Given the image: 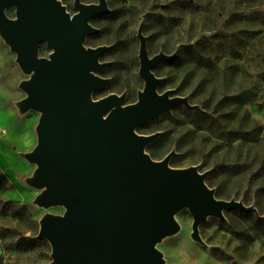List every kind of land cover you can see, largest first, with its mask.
I'll use <instances>...</instances> for the list:
<instances>
[{
	"label": "rangeland",
	"instance_id": "374dc122",
	"mask_svg": "<svg viewBox=\"0 0 264 264\" xmlns=\"http://www.w3.org/2000/svg\"><path fill=\"white\" fill-rule=\"evenodd\" d=\"M72 15L75 0H60ZM96 3L98 0H81ZM109 10L89 22L86 47L108 46L99 73L109 84L93 92L99 99L125 93L124 104L137 101L144 87L139 74V27L149 56L175 54L152 69L162 78L159 92L187 97L194 109L178 103L169 112L136 127L141 135L159 133L146 147L153 160L169 152L174 168L196 166L218 199H235L255 211L225 209L223 218L208 215L192 236L193 216L187 207L175 214L178 230L161 238L156 248L166 264H264V0H106ZM5 13L15 18V7ZM7 61L1 75L0 145L16 165L0 181V264H49L51 244L38 237L46 214L63 215L62 205L35 202L41 189L28 183L37 168L25 153L37 145L41 113L22 111L27 94L20 82L30 78L0 33ZM52 49L42 42L39 57ZM1 118V117H0ZM2 119V118H1ZM0 119V120H1Z\"/></svg>",
	"mask_w": 264,
	"mask_h": 264
},
{
	"label": "water",
	"instance_id": "95a60500",
	"mask_svg": "<svg viewBox=\"0 0 264 264\" xmlns=\"http://www.w3.org/2000/svg\"><path fill=\"white\" fill-rule=\"evenodd\" d=\"M15 7V18L6 15ZM70 14L60 0H0V33L21 69L30 78L20 82L27 96L19 109L41 113L37 145L25 157L37 165L28 183L42 191L35 202L62 205L63 215L46 214L38 237L51 244L49 264H166L156 244L178 230L175 214L187 207L193 216L192 236L208 215L223 218L225 209L250 212L255 207L218 199L196 166L169 165L174 152L153 160L145 147L159 133L141 135L136 127L188 98L159 92L163 79L152 69L173 54L149 56L141 27L139 74L144 87L138 99L124 104L125 93L94 99L109 78L99 75L108 46L86 47L97 28L90 18L109 10L106 0H75ZM51 49L39 57L40 43Z\"/></svg>",
	"mask_w": 264,
	"mask_h": 264
},
{
	"label": "bare ground",
	"instance_id": "6f19581e",
	"mask_svg": "<svg viewBox=\"0 0 264 264\" xmlns=\"http://www.w3.org/2000/svg\"><path fill=\"white\" fill-rule=\"evenodd\" d=\"M0 165L9 173L13 174L15 165H16V159L14 155L6 151L3 147L0 145Z\"/></svg>",
	"mask_w": 264,
	"mask_h": 264
},
{
	"label": "crops",
	"instance_id": "0c3cea01",
	"mask_svg": "<svg viewBox=\"0 0 264 264\" xmlns=\"http://www.w3.org/2000/svg\"><path fill=\"white\" fill-rule=\"evenodd\" d=\"M7 61L5 59V56L3 55V53L0 51V81H1V75L3 72L6 71V68H7ZM5 108L6 106L4 107L3 104H0V118L1 122H4V118H5Z\"/></svg>",
	"mask_w": 264,
	"mask_h": 264
},
{
	"label": "trees",
	"instance_id": "16d2710c",
	"mask_svg": "<svg viewBox=\"0 0 264 264\" xmlns=\"http://www.w3.org/2000/svg\"><path fill=\"white\" fill-rule=\"evenodd\" d=\"M4 178H5V175L2 172H0V181L2 182Z\"/></svg>",
	"mask_w": 264,
	"mask_h": 264
}]
</instances>
